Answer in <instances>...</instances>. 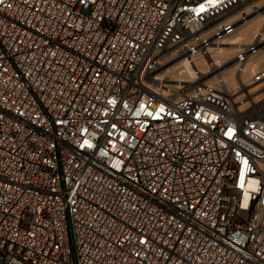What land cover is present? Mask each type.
Instances as JSON below:
<instances>
[{"label":"built area","instance_id":"2783aa9c","mask_svg":"<svg viewBox=\"0 0 264 264\" xmlns=\"http://www.w3.org/2000/svg\"><path fill=\"white\" fill-rule=\"evenodd\" d=\"M258 15L0 0V264H264Z\"/></svg>","mask_w":264,"mask_h":264},{"label":"rangeland","instance_id":"374dc122","mask_svg":"<svg viewBox=\"0 0 264 264\" xmlns=\"http://www.w3.org/2000/svg\"><path fill=\"white\" fill-rule=\"evenodd\" d=\"M264 23V15H258L255 18L251 19L247 24L241 26L236 32L235 35H240L243 39L244 42H250L253 39V35L256 32V30L262 26ZM264 67V51H260L259 53L255 54L252 56L246 66L244 71L242 72V79L245 83L250 82V78L252 74L257 71L258 69ZM235 67H231L227 72H226V77L234 88H237L238 83L236 81V76H235ZM264 86V81L256 85L255 87L251 88L250 91L254 92L258 90L260 87ZM261 96H257L256 99H260ZM240 98L237 97V100ZM263 170H264V165H261Z\"/></svg>","mask_w":264,"mask_h":264}]
</instances>
